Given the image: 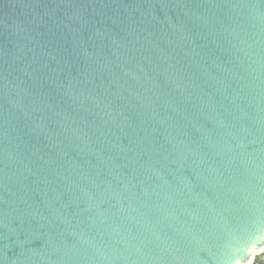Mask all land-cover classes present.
I'll return each mask as SVG.
<instances>
[{"label":"water","instance_id":"water-1","mask_svg":"<svg viewBox=\"0 0 264 264\" xmlns=\"http://www.w3.org/2000/svg\"><path fill=\"white\" fill-rule=\"evenodd\" d=\"M263 252L264 0H0V264Z\"/></svg>","mask_w":264,"mask_h":264},{"label":"trees","instance_id":"trees-1","mask_svg":"<svg viewBox=\"0 0 264 264\" xmlns=\"http://www.w3.org/2000/svg\"><path fill=\"white\" fill-rule=\"evenodd\" d=\"M252 264H264V252L257 255Z\"/></svg>","mask_w":264,"mask_h":264}]
</instances>
